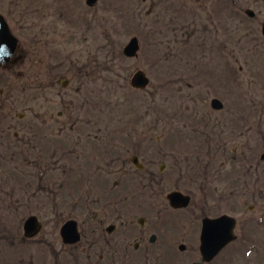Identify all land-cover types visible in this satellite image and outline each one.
<instances>
[{"label": "rangeland", "instance_id": "1", "mask_svg": "<svg viewBox=\"0 0 264 264\" xmlns=\"http://www.w3.org/2000/svg\"><path fill=\"white\" fill-rule=\"evenodd\" d=\"M95 5L0 0L23 54L17 66L0 70V264H88L82 248H64L60 229L73 217L81 221L80 201H113L109 192L122 180L135 196L131 216L177 218L167 207L141 206L144 189L136 174L121 179V160L131 169L133 154L152 155L156 171L168 165L166 195L178 189L200 201L211 171V198L230 192L218 207L225 204L240 222L239 240L215 264H264V225L258 222L264 194L257 192L264 181L257 173L264 166L257 164L264 147L258 125L264 121V0ZM132 37L141 43L137 59L123 53ZM137 70L151 79L145 90L131 85ZM213 98L224 103L223 111L213 110ZM35 127L42 129L39 146ZM90 153L97 155L95 166L101 161L108 169L103 177L86 174ZM111 159L121 160L105 163ZM104 209L92 213H113ZM30 215L44 224L33 240L23 230ZM181 261L170 257L161 264Z\"/></svg>", "mask_w": 264, "mask_h": 264}, {"label": "flooded vegetation", "instance_id": "2", "mask_svg": "<svg viewBox=\"0 0 264 264\" xmlns=\"http://www.w3.org/2000/svg\"><path fill=\"white\" fill-rule=\"evenodd\" d=\"M1 14L9 22L8 17L3 12H1ZM10 27L13 31L11 24ZM21 55V52L18 51L13 58V61L16 60V63H9L3 66L0 65V70L10 69L17 66L23 61V59L17 60V57ZM212 108L214 111L220 112L225 109V105L223 103L221 109H216L213 106ZM257 114L261 116L262 112L257 111ZM258 125L261 127V130H264V121H260ZM243 128H245V123ZM8 130L5 131V134L9 133ZM41 131L42 129H39L38 127H35L32 130V134L34 135L36 142L38 135L40 136L39 143H36L37 146L42 145V141H40L42 139ZM180 135H182L181 132H179L176 137L180 138ZM15 137L18 138V133L15 134ZM260 137L264 138V131H260ZM89 139H83V141L88 142L90 141ZM93 141H98V138H94ZM259 153L260 162L257 164L260 166L264 165V147H261ZM95 156L97 155L91 154L86 156L85 159L87 161L84 163V165L88 167V173L86 174H89V176L93 175L96 178L100 176L103 177L104 172L109 171L107 168H103L101 161L100 164L95 166V162H97L93 160L97 158ZM149 157L151 159L146 160L144 159L145 155L143 156L133 154L130 162L132 166L131 169L126 168L124 163L125 161L121 159H111L105 163L114 165L121 160L122 165H124L123 167L125 168L123 170L117 171V173L121 175V179H124L127 176L134 177L135 174L137 177H139V179H141L140 183H143L141 187L144 189L141 204L143 208H148L151 205L155 206L156 208L167 207L173 213L177 214L174 216L178 217H165L162 216V213L155 219H151L149 217L137 218L136 216H131L132 213L129 210L135 209V203L133 202L135 196L130 195V187H127L124 184L125 181L122 180L121 182H116L114 187L111 188L109 192L113 195V201H80L81 207L76 215L78 217L80 216V218L83 217L81 218V221L73 217L75 215L74 211L76 209H74V211H68L70 216L73 218L67 220L66 222L75 221L77 223L79 240L73 244L66 243L60 229V237L64 248H82L83 252L87 254L86 257L90 258L88 264H91V262L92 264H151L150 262L153 261H158L161 264L166 259H170V257L181 258V262L183 264H215L220 259H226L225 256L229 252L230 246L237 242L240 238L237 233L238 227L240 225L238 217H236L235 214H232L230 208H227L225 204L221 209L218 207V203H220L222 200H224L225 203L229 202L230 196L228 195H230V192L227 193V196H223L220 199L211 198L212 189L209 188V184H211L215 178L213 177V174H211L212 172L208 171V175L205 177V184L202 185V190L204 189V196L201 195L200 201H196L193 195L184 193L178 189L172 190L166 195L167 188L165 186L166 180L164 179V175L167 173L166 170L168 165L162 164L159 167V170L156 171L151 166H156L155 159L152 155ZM233 158L237 161H240L242 155H234ZM176 162L179 163L180 167L182 160H176ZM217 171L218 170L214 172ZM257 173L261 174V177L264 178V166L259 167L257 169ZM97 181L98 179L95 181L96 186L99 184V181ZM262 183H264L263 179H261V181L259 180V186L257 185V192L261 195V197L264 194V184ZM102 188L103 187L100 189ZM237 189L240 191L239 188ZM175 191L182 192L190 197V204L187 207L173 208L171 206L170 201H168V195ZM86 193L87 192H84L83 194V198L85 199ZM139 193L140 192L137 194ZM160 201L161 203L158 204ZM98 207L105 208L104 210H106L108 207H111L113 213H92V210ZM254 209L255 206L249 207L250 212H253ZM183 212L186 213L184 214ZM226 216L233 217L235 219L236 226L234 228V234L236 238L233 242L220 246L221 243L224 242V239H226L227 232L230 230V226H228L225 222L211 224L208 226H206V223L210 220H220ZM249 219L251 218H246V223L250 222L247 225L253 223V221ZM258 222L261 226H263L264 218H261L258 220ZM241 225H243L242 220ZM205 232H207V239L211 243L210 246H212L214 249L217 248L211 260H205L202 249L203 236ZM93 258H97L98 260L94 261L92 260Z\"/></svg>", "mask_w": 264, "mask_h": 264}, {"label": "water", "instance_id": "3", "mask_svg": "<svg viewBox=\"0 0 264 264\" xmlns=\"http://www.w3.org/2000/svg\"><path fill=\"white\" fill-rule=\"evenodd\" d=\"M96 1L97 0H89L90 4H93ZM248 13L250 15L254 14L252 11H248ZM263 32H264V28H263ZM17 45H18V39L11 34V30L8 27L5 19L0 15V63L1 64L10 62V58L14 55L17 49ZM139 50H140L139 41L137 38H133L130 41V43L125 47L124 54L127 57L136 58L139 55ZM131 83L132 86L135 88L145 89L149 85L150 80L144 71H138L133 76ZM213 104L215 107L216 105L220 106V102L218 100H215ZM168 198L171 206L174 208H184L190 204V198L180 192H173L168 196ZM223 222H225L228 226H230V230L229 232H227L226 239H224V242H222L220 246H222L223 244H227L235 239V235H234V228L236 223L235 219L232 217H225L216 221L210 220L206 223V226H208L211 224H218ZM41 229H42V223L39 221V219L36 216H32L25 223V227H24L25 237L33 238L41 231ZM61 234L66 243H76L79 240L77 223L75 221L67 222L62 227ZM210 245L211 243L207 239V232H205L203 236V248H202L205 260H211L214 252L217 249V248L216 249L212 248V246Z\"/></svg>", "mask_w": 264, "mask_h": 264}]
</instances>
